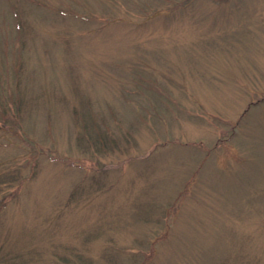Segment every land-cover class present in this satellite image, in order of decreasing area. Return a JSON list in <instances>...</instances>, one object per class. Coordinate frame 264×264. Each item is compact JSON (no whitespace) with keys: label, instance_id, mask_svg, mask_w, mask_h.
Segmentation results:
<instances>
[{"label":"rangeland","instance_id":"rangeland-1","mask_svg":"<svg viewBox=\"0 0 264 264\" xmlns=\"http://www.w3.org/2000/svg\"><path fill=\"white\" fill-rule=\"evenodd\" d=\"M4 253L264 264V0H0Z\"/></svg>","mask_w":264,"mask_h":264},{"label":"trees","instance_id":"trees-1","mask_svg":"<svg viewBox=\"0 0 264 264\" xmlns=\"http://www.w3.org/2000/svg\"><path fill=\"white\" fill-rule=\"evenodd\" d=\"M90 136H91V134H88V133L86 134L87 138H90ZM74 192H75V189H74ZM60 257L64 261H66L68 259L67 255H60ZM0 259H5L6 262L4 264H15V263L16 264H23V262H24V258L22 257V255H20V257H19V255H16V254L15 255H11V254L7 255L4 253V254L0 255ZM81 262L82 261H80L79 264H81ZM82 264H83V262H82Z\"/></svg>","mask_w":264,"mask_h":264}]
</instances>
